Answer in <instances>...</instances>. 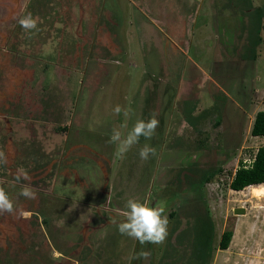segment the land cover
<instances>
[{"label":"rangeland","instance_id":"rangeland-1","mask_svg":"<svg viewBox=\"0 0 264 264\" xmlns=\"http://www.w3.org/2000/svg\"><path fill=\"white\" fill-rule=\"evenodd\" d=\"M257 8L264 0H0V190L14 204L0 212V264H68L55 236L81 238L79 264H264V195L229 189L239 163L264 146L250 134L264 112V19L254 60L244 53V26ZM28 13L35 29L19 24ZM152 117L154 135L140 137L126 151L136 155L133 167L119 170L129 158L111 137ZM188 117L198 118L196 128L182 127ZM112 169L120 189L165 209L162 243L122 235V216L96 211L105 209ZM26 187L34 198L20 194ZM108 198L112 208L121 204ZM87 203L101 226L87 242L67 237L68 210ZM58 214L67 224H56V234L48 224ZM206 217L214 235L201 231Z\"/></svg>","mask_w":264,"mask_h":264},{"label":"clouds","instance_id":"clouds-1","mask_svg":"<svg viewBox=\"0 0 264 264\" xmlns=\"http://www.w3.org/2000/svg\"><path fill=\"white\" fill-rule=\"evenodd\" d=\"M19 24L25 29H35L37 27L36 20L28 13L19 20ZM119 112V108L116 109ZM158 126V120L155 117L149 120H138L128 136L121 145V152H126L132 145L138 143L140 137L146 140L150 139ZM113 142L119 140V133H114L111 137ZM152 149L145 145L141 148L139 155L141 159H148ZM264 192L261 189L257 194ZM22 196L26 198H34L35 193L30 188L22 189ZM14 211V204L10 200L8 194L4 190H0V212L11 213ZM163 207L157 208L151 205L147 200L140 201L130 198L126 201L125 221L118 224V231L122 235L135 238L141 244L143 243H162L167 236L168 219L164 215ZM22 216H27L29 213L22 212Z\"/></svg>","mask_w":264,"mask_h":264},{"label":"crops","instance_id":"crops-1","mask_svg":"<svg viewBox=\"0 0 264 264\" xmlns=\"http://www.w3.org/2000/svg\"><path fill=\"white\" fill-rule=\"evenodd\" d=\"M163 76H164V73H163ZM163 79H164V77L161 78L160 85H163L162 84ZM119 117L120 116H118L117 120H115V121H119L120 120ZM170 118L173 119L174 116H172ZM197 120H198L197 117H195L194 120H193V117L189 118V120H187V119L184 118L183 123L185 125H182V127L184 129H187V128L189 129V127H191L192 129H194V128H196ZM120 132H121V135H122L123 132L122 131H120ZM125 134H126V132H125ZM125 139H126V137L120 136L119 137V140L118 141H115V142L119 143V145L121 146L123 144V142H124ZM95 152H97V151H95ZM95 154H97V155L100 156V154L98 152L95 153ZM131 156L132 155L128 156V154L126 152L125 157H128L129 160L127 162L126 161L124 162V159H123L120 162V164H119V162H117L118 166H120V167H118L119 170L126 169L127 166H125V165L128 162L131 163V159L130 158H132V157L133 158H136V155H133L132 157ZM112 161L110 160V162H112ZM95 162H96L97 165L100 166L99 167L100 169H103L104 168L103 167V163L101 162V160L98 161V159H97V160H95ZM109 165H110V163H109ZM130 165L133 167V163H131ZM155 165H156V161H155ZM106 168L107 169L104 168L105 171L108 170V168H110V166H108ZM155 168L156 167L154 166L153 171H154ZM112 170H113V172L108 171V173H104L106 178H107V176H109L111 179H106L107 182L104 183V181H103L104 184H102L103 186H102L101 194L107 196V200H106V204H105V209L96 208V207H95V209H96V211L98 213L99 212H102V213H115V214H118V215L122 216V219H123L122 221H125V212L126 211L123 210V207H125L123 205L126 204V201L128 199H130V198H136V195L135 194H132L131 192H126L125 190L120 189V185H121L120 184V181H119L120 180V173H119L118 169H117L116 172H115L114 169H112ZM74 175H75L76 183L79 186H82L83 185L82 184V180L80 179V177H77V172H75ZM203 175H204V173L201 176H203ZM133 184H135V183H132V177H130L129 184H127L128 188H133ZM114 185H117L118 186L117 187V191H114ZM107 190H108V192H106ZM112 194L114 195V197L116 198V200L118 202H120L119 199L121 200V204L119 205V207H117V205H115L114 208L110 207L111 205L109 206L110 199L108 197L109 196H112ZM89 200H90V202H92L93 199H89ZM123 201H125V202H123ZM88 204L89 203L85 204V207H83V208H78V207H77V209L76 208L75 209L71 208L70 210H72V212L68 210V213L70 214V217H71V221H70L69 225L67 224L66 220L65 219H61L60 214H58V217L55 216L56 219H57V222L52 223V225L51 224H48V226L51 227V229L53 230V233L55 232L56 234H58V228L56 227V224L63 225V223L65 222L67 224V226H65L66 225L65 223H64L63 226H65L67 228L70 227V230L72 232V233L68 232L69 235H67V237L70 236V234L77 233L78 235H81L83 237V241L84 242H87V239L86 238L90 235V233H93L92 232L93 230L95 231V230H97L101 226V223H99L98 222V219L96 218V217L99 216V214L96 213V211H93V210L92 211L94 213H92L91 211H89L87 209V207H86V206H88ZM84 209L87 210L86 213H83ZM41 216H43V214ZM61 216H63V215H61ZM59 217H60V220L58 221ZM45 229H42L43 232H45ZM91 229H92V231H91ZM80 241H81V238H79V236H76V238L71 239L70 241H68L67 238H65V240L62 241V242H60L59 239L56 236L54 237V242L57 244V246H67L65 248L66 255H65V257H62V259H66L68 257L70 259V261H69V259H67V260L70 263L73 261L76 264H79L77 258H78L79 254H80L81 249H74L73 247L75 246L74 243H77V242H80ZM94 242L97 243V240L94 241ZM55 257H56V259H58V258H61V255L59 253H55ZM69 262H68V264H69ZM55 263L58 264V262H55Z\"/></svg>","mask_w":264,"mask_h":264},{"label":"trees","instance_id":"trees-1","mask_svg":"<svg viewBox=\"0 0 264 264\" xmlns=\"http://www.w3.org/2000/svg\"><path fill=\"white\" fill-rule=\"evenodd\" d=\"M246 2H249V0H246ZM251 8L252 7H249L246 9L243 8L242 13L246 11L248 12ZM251 13H252L251 16L248 17L249 21L247 23L246 28L244 26V29L247 33V39H248L247 41L248 44L245 47L244 53L248 54L246 55L247 58L254 60L255 49L261 43L260 33L262 30V22L264 19V9H261V8L253 9ZM189 118L190 117H188L187 120H189ZM214 125H217V121L215 122ZM250 134L252 137H256V138L264 137V112H259L256 114L255 119L252 124ZM245 163L240 162L239 167L234 172L233 178L229 184V189L231 191L241 192L245 188H248V187H257L260 185H264V146L259 147L256 150L251 162H249L247 165ZM210 177L211 175L209 176L208 173L205 172L204 175L201 176V179H200L201 186H204L206 183H208L210 180ZM197 224H198V221H196V225ZM194 229L197 230V228H194ZM201 231L202 232L208 231V233L214 235L213 222L212 220H210L209 217L205 218ZM201 231H199L197 234L199 235ZM232 237H233L232 231L230 230L225 231L221 235V239L219 242V249L222 251L228 249L229 244L232 240ZM196 239H199V236H196L194 238V240Z\"/></svg>","mask_w":264,"mask_h":264},{"label":"bare ground","instance_id":"bare-ground-1","mask_svg":"<svg viewBox=\"0 0 264 264\" xmlns=\"http://www.w3.org/2000/svg\"><path fill=\"white\" fill-rule=\"evenodd\" d=\"M263 185L257 186V187H252V192H254V195L259 196V195H264V192H261V194H257L258 191H260L261 189H264V187H262ZM261 197V196H260Z\"/></svg>","mask_w":264,"mask_h":264},{"label":"water","instance_id":"water-1","mask_svg":"<svg viewBox=\"0 0 264 264\" xmlns=\"http://www.w3.org/2000/svg\"><path fill=\"white\" fill-rule=\"evenodd\" d=\"M233 213H234V215H244L245 211L243 208H236V209H234Z\"/></svg>","mask_w":264,"mask_h":264}]
</instances>
